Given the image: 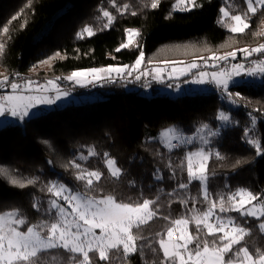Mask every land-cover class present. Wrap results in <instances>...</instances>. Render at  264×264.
Masks as SVG:
<instances>
[{
  "label": "trees",
  "instance_id": "trees-1",
  "mask_svg": "<svg viewBox=\"0 0 264 264\" xmlns=\"http://www.w3.org/2000/svg\"><path fill=\"white\" fill-rule=\"evenodd\" d=\"M152 2L0 0V43L5 45L0 53V80L4 76L13 79L16 75V79L46 84L59 78L61 86L92 97L82 104L50 108L22 122L0 125V168L9 173L8 177L0 174V213L19 210V215L26 219L23 230L40 221L51 222L56 215L54 210L51 215L46 211L47 202L54 199L47 191L51 181L97 197L111 194L126 203L155 201L151 208L156 215L139 229H133L146 238L138 241V245H146L143 255L138 252L125 258L122 251L113 250L108 261H100L98 254L91 252V264H161L164 257L157 242L161 237L157 234L164 237L174 226V220L203 212L209 206L201 194L199 181H192L187 189L177 187L180 183L188 184L185 153L189 147L182 145L169 151L159 139L160 132L167 127L175 126L185 135H193L203 125L218 127L219 114L227 113L231 121L221 126L219 135L212 136L208 145L209 150L219 151L223 156L217 159L213 155L208 162L207 188L211 199L219 205L218 195L223 194L227 204L228 194L241 188L258 195L259 200L264 199V155H257L244 136L245 128L251 127L249 136L259 140L264 152V79L231 86L250 99L236 103L230 99L223 103L212 92L177 96L160 93L158 87L164 83L147 81L145 77L142 81L148 87L147 92L125 81L108 80L80 87L71 86L65 79L79 69L131 65L141 50L144 63L161 64L232 52L264 40V8H259L255 15L249 14L251 27L243 34L231 33L219 22L222 8L231 15L246 12L245 0H196L199 6L189 11L177 10V0H160L155 9ZM124 5L128 7L121 14ZM103 11L115 17L109 27H105L108 18L103 16ZM74 13H80L81 18L55 44L52 38L62 17ZM50 19V27L38 36ZM5 27L8 32L3 31ZM86 27H91L95 34L88 36L85 32L80 38L78 33ZM128 29L137 30L139 36L123 48L121 45L128 41ZM263 56L261 53L249 58ZM244 58L239 55L235 61ZM90 149L96 155H89ZM104 153L116 160L121 169L119 177L110 175ZM73 162L85 171L98 169L103 173L101 179L94 180L93 187L86 189V181L76 178L80 169ZM157 170L162 180L154 177ZM11 177L26 186L12 185ZM29 179L35 183L27 184ZM34 203L39 204L41 211L34 209ZM222 215L233 217L237 224L250 229V235L241 245L234 246V250L245 245L253 254L256 249L264 250V231L258 228L264 217L259 220L241 217L236 211ZM189 226L194 235V223L190 222ZM207 239L211 241L214 237ZM152 248L156 251L152 252ZM40 257L39 264H79L82 258L63 249H51Z\"/></svg>",
  "mask_w": 264,
  "mask_h": 264
},
{
  "label": "snow or ice",
  "instance_id": "snow-or-ice-1",
  "mask_svg": "<svg viewBox=\"0 0 264 264\" xmlns=\"http://www.w3.org/2000/svg\"><path fill=\"white\" fill-rule=\"evenodd\" d=\"M160 0H153L151 7L157 8ZM181 6L179 10L189 11L191 7H198L196 0H177ZM247 11L242 14L231 15L225 9H221L223 18H229L232 23L228 24V29L231 33L243 34L251 27L249 19L251 15H255L259 8H264V0H245ZM127 5L121 9V14L127 10ZM132 15H136L135 12ZM103 16L108 18L105 27H109L115 17H112L108 11H103ZM223 23V19L219 21ZM8 32V28L3 29ZM92 36L95 33L91 27H86L82 32L78 33L80 38H83L84 33ZM128 43L121 45L127 48L132 43L134 36H139V32L128 29ZM5 45L0 43V53H3ZM119 51L120 49H116ZM239 51L246 59L253 54L264 53V44H260L255 48H242L232 51L220 57H212L210 59L228 60L229 57L235 58ZM59 56V53H56ZM144 52L141 50L138 58L133 66H107L101 68H91L72 71L65 79L76 84H82L84 81L92 83L101 80H111L113 74L123 79L125 73L131 76L133 71L140 68L144 61ZM51 59V58H49ZM41 63H48L42 61ZM169 63V62H165ZM174 65L182 62H171ZM254 67L247 69V76H264V60L253 61ZM198 68L196 62L187 65L186 68H172V73L180 72L182 75H188L191 69ZM156 78L162 79V70L154 69ZM244 71L243 64H235L232 66L231 72H213L210 74L211 79L206 80L205 77L209 73L199 72L194 83H215L217 87L228 94V98L235 103L233 94L228 92L229 84L236 85L239 82L234 80V76H241ZM147 72L138 73L135 79L139 80L141 75H147ZM19 75V74H17ZM170 79L173 77L170 75ZM59 79V78H57ZM51 86L49 88L48 86ZM9 86L11 93L0 96V116L10 114L13 117H18L23 120L29 115L32 108L38 104H52L55 100L62 96H67V91H60L54 80H49L44 85L27 80L22 85L18 82L9 84V77L4 76L0 80V87ZM21 88L28 92L47 93L51 90L56 91V96L50 97L44 94L25 95L19 91ZM236 95H239L237 93ZM251 115V113H249ZM218 119L224 124H229L231 118L221 112ZM255 124V118H253ZM202 132L208 131V125H203ZM252 128H245L244 136L246 141L252 144L256 149L257 155H264L261 151L259 140L250 137L249 133ZM219 135L213 131L208 135H200L198 138L204 145L211 143V136ZM160 136L168 147L169 151L174 148L181 147L185 144H192L197 137L185 135L178 127H169L160 133ZM89 155H96L94 149L89 150ZM215 156L217 159H223L219 151L213 152L205 147H199L195 151L185 153L187 161L188 184L180 183L177 185L179 189H187L192 181H199L201 184V194L208 207L203 212H196L190 217L180 218L173 221L175 226L182 227V243H174L171 240L172 228L167 231V239L161 238L157 241L159 248L163 252L164 261L161 264H264V250L256 249L255 254L250 251L248 246L235 248L234 246L241 245L245 237L250 235V229L245 228L236 223L235 218L225 217L218 213H226L236 211L241 217H254L257 220L264 217V202L253 204V201L259 200V196L253 194L246 189H238L231 192L227 196V204L223 194L218 195L219 205L217 201L211 199L207 188L208 181V161L210 157ZM104 163L113 177H119L121 169L116 166V160L109 158L108 153H104ZM81 159L87 157L81 156ZM239 163V161L237 162ZM73 166L80 169L76 178L81 181H86V189L93 187L94 179L99 181L103 173L100 171H85L81 169V165L73 162ZM0 174L5 177L9 176L8 170L0 168ZM157 180H162L163 177L159 174V170L154 173ZM175 170H173V178ZM12 185L24 188L26 184L15 177H11L9 181ZM27 184H34L35 180L29 179ZM47 191L52 194L54 199L47 202V213L51 215L55 211V217L49 221H40L37 224H32L26 230H20V227L26 224V219L19 215V210L0 214V264H39L40 254L48 252L51 249H63L68 253L79 254L82 258L79 264H91L90 253L98 254L100 261H108L109 253L113 250L123 253L125 258L131 254L140 253L143 255L142 249L146 245H138L139 240L146 239L145 237L134 233L133 229H139L141 225L146 224L155 215L156 211L151 208L155 203L154 200L144 199L140 203H126L118 201L114 195L93 196L85 192H74L71 188L58 181H51L47 186ZM64 201L63 204L60 201ZM186 204L187 201H182ZM246 205H251L247 207ZM33 207L37 211H41L38 203H34ZM218 207V212H217ZM195 225L196 233L193 235L188 230L189 223ZM261 231H264V222L258 225ZM99 230V233H97ZM201 232H204V237H201ZM46 233V234H45ZM217 234H219L218 238ZM207 236H213L214 239L209 241ZM195 244V248L189 247ZM152 252L156 249L152 248ZM231 254V255H229Z\"/></svg>",
  "mask_w": 264,
  "mask_h": 264
},
{
  "label": "rangeland",
  "instance_id": "rangeland-1",
  "mask_svg": "<svg viewBox=\"0 0 264 264\" xmlns=\"http://www.w3.org/2000/svg\"><path fill=\"white\" fill-rule=\"evenodd\" d=\"M175 6H176V9L179 10L180 9V5L176 2L175 3ZM226 11H228L226 8H224ZM259 9V7H258ZM229 12V11H228ZM230 14V12H229ZM231 16V14H230ZM56 18V14L53 15V20ZM66 16H63L62 17V21L60 23V25L55 29V32H54V36L52 39L53 42L56 44V43H59V41L68 33V31L70 30L71 26L77 22L80 18H81V14L80 13H74L72 14V16H69L67 17L66 19ZM223 19V25L228 27V24L229 23H232L230 21L229 18H223L221 17V20ZM51 22H52V19L48 20L47 24L45 27H43L39 33L38 36L44 34L46 32V30L50 27L51 25ZM131 30H134V31H137L135 29H131ZM262 32H264V22H263V25H262ZM87 34V33H86ZM137 39V36H134L132 38V43L135 42ZM128 43V41H127ZM258 46V45H257ZM256 46V47H257ZM255 55V54H253ZM252 55V56H253ZM262 59H259V58H244L240 61H235V59H230L226 62V64L221 67V68H213V69H210L209 71H204V70H201L200 72H206V73H209V76H206L205 79L206 80H210L211 79V76L210 74L213 73V72H231L232 71V66L235 65V64H243L244 65V71L242 72L241 76H234L233 79L238 81L239 83H243V82H250V81H254L255 79L256 80H260V79H264V76H261V75H257V76H247L245 73L247 72V69L249 68H252L254 67L253 65V61H260ZM175 62V61H173ZM178 62H182V63H176L175 64V67L179 69V67H177L181 64L187 66L189 65L187 63V61H178ZM177 65V66H176ZM111 66H122V65H111ZM161 69L163 68L164 69V66H160ZM86 69H91V68H86ZM79 70H82V69H79ZM165 70V69H164ZM193 70V69H192ZM168 74L170 73L171 76H175V77H178L180 76L181 77V73L177 72V73H172L171 72H167ZM113 77V76H112ZM148 79V78H147ZM3 80V79H1ZM112 80V79H111ZM148 80H151V79H148ZM56 82V84L58 85L60 91H67L69 93V95L67 96H62L60 99L58 100H55V103H52V104H38L35 108H32L31 111L29 112L30 115H28L27 117H30V116H34V115H37V114H40L42 113L43 111L47 110V109H50V108H56V107H60V106H65L67 104H82L84 102H86L87 100L91 99L92 97L89 96V95H78L76 93H74L73 91H71L70 89L68 88H65L63 86L60 85V81L58 79L54 80ZM108 81V79H105V80H101L99 82H96V81H93L92 83H87V81H84L82 84H76L74 82H71V81H68L69 84H71V86H80V87H86V86H90L92 84H96V83H103V82H106ZM25 80L23 81V84H24ZM238 83V84H239ZM197 86L194 87L193 85V81L190 80V81H187L186 83H182V84H173V83H166V84H163L159 87L158 91L160 93H165V94H169L171 96H177L179 94H185V93H200V92H206V88L204 89V87H202V85H198V83H195ZM207 84V83H205ZM40 85H44V84H40ZM230 86H233V84H229V87ZM49 88H51V86L49 85L48 86ZM23 93L25 95H38V94H44V95H47V96H50V97H55L56 96V91L55 90H51L47 93H35V92H27V90L23 89ZM149 90H150V87H149ZM11 93V92H10ZM8 93V94H10ZM151 94V92H150ZM226 115H228L227 113H224ZM25 117V118H27ZM24 118V119H25ZM23 120H20L19 118H17V121L18 122H22L24 121ZM219 126L218 127H215V126H210L208 127V131L207 132H202L201 129L198 130L195 134L193 135H190V136H196L197 139L192 143V144H185L187 147H189V150L188 151H195L196 149H198L199 147H205L206 149H208V145H204L201 143V141L199 140V136L200 135H208L210 132H213V131H216L218 132L221 128L222 125H225L222 121L219 120ZM172 127V126H171ZM169 128V127H167ZM166 129V128H165ZM163 129V130H165ZM162 130V131H163ZM161 131V132H162ZM160 132V133H161ZM212 138V136L210 137V139ZM159 139L162 140L160 134H159ZM163 141V140H162ZM194 146V147H192ZM192 147V148H191ZM209 162V161H208ZM117 166V164H116ZM118 167V166H117ZM95 171H99L98 169H94ZM90 171H93V170H90ZM95 180V179H94ZM261 202H264V199L263 200H257V201H253L252 203L253 204H258V203H261ZM61 204L64 203V201H60ZM226 207L228 206V204L225 205ZM247 207H250L251 205H246ZM11 211H15V210H11ZM6 212H10V211H6ZM6 212H2L0 214H3V213H6ZM217 212H218V207H217ZM220 215H222V213H218ZM222 216H225V215H222ZM225 217H228V216H225ZM264 222V221H263ZM182 227L183 226H172V237H171V240L172 242L174 243H182ZM20 230H23L22 229V226L20 227ZM188 230L190 233H192L191 229H190V226L188 225ZM168 231V230H167ZM167 231L165 232V235L163 238L167 239ZM97 233H99V230H97ZM193 234V233H192ZM191 248H195V244L193 246H189ZM231 255V254H229Z\"/></svg>",
  "mask_w": 264,
  "mask_h": 264
},
{
  "label": "built area",
  "instance_id": "built-area-1",
  "mask_svg": "<svg viewBox=\"0 0 264 264\" xmlns=\"http://www.w3.org/2000/svg\"><path fill=\"white\" fill-rule=\"evenodd\" d=\"M260 44H264V40L257 45H260ZM257 45L249 46L247 48H250V49L255 48ZM227 53H230V52L225 51V52H223L221 54H217V55L199 56L193 60L187 61V63L190 65L191 63L196 62L198 64V68H196L194 70L209 71L210 69H213V68L223 67L226 64V62L228 61V60H216V59H210V58L220 57V56H223ZM239 55H242V54L239 51H237L236 57H238ZM235 58L229 57V59H235ZM171 62L172 61H169V63H161V64H155V63L149 64V63L142 62L140 68L136 71H133L131 76H129V75H127V73H125L124 78L121 79L118 76H116V74H113L112 80H114V81H125L126 83H129V84H135L138 89H141L142 91L147 92L148 87H147L146 83L142 81V79H143V77H145V75H141L139 80L135 79V76L138 73L153 72L154 67L158 66V65L164 66L165 71L171 72L172 68L174 67V64ZM134 64H135V62L131 65H128V66H133ZM8 77H9V84L11 82L15 81V82L21 83L23 85L24 80L16 79V75H14L13 79H11L10 76H8ZM19 91L23 92L24 90H23V88H21ZM10 92H11V89L9 86L0 87V96L7 95ZM206 92L216 93L219 101H221L223 103H226L229 100L228 94L226 92L222 91L221 88L217 87V85L215 83H207L206 84ZM228 92H231L233 94V98L235 99L236 102H238V101H249L250 100L248 97H246L244 94H242L237 89L229 87ZM237 93H239V95H236Z\"/></svg>",
  "mask_w": 264,
  "mask_h": 264
},
{
  "label": "crops",
  "instance_id": "crops-1",
  "mask_svg": "<svg viewBox=\"0 0 264 264\" xmlns=\"http://www.w3.org/2000/svg\"><path fill=\"white\" fill-rule=\"evenodd\" d=\"M262 60H264V57L262 58ZM178 65V66H177ZM176 66L179 67V68H186L185 65L181 64H177ZM161 65H158V66H155L154 69H161L160 67ZM175 66V65H174ZM162 72H161V75H162V79H157L156 78V72L153 70V72H147L148 74L145 75V78L147 81H160L161 83H173V84H182V83H186L187 81H194L196 78H197V74L200 72V71H197V70H192L191 69V72L188 74V75H182L181 74V77L178 76V77H173L172 79L169 78L170 76V73L168 74L167 71H165L163 68L161 69ZM180 73V72H179ZM151 79V80H148V79ZM193 85L194 87H196L197 85L193 82ZM198 85H202V87H204V89L206 88V84H198ZM160 87V86H159ZM158 87V89H159ZM231 87V86H230ZM191 93V92H190ZM31 111V110H30ZM30 115V114H29ZM17 118L18 117H13L11 116L10 114H6L4 116H0V125L2 124H6V123H11V122H18L17 121Z\"/></svg>",
  "mask_w": 264,
  "mask_h": 264
}]
</instances>
